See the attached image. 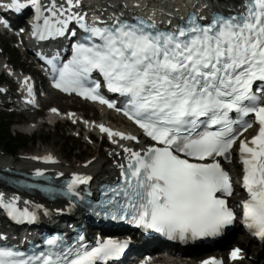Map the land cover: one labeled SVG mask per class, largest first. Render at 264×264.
<instances>
[{
    "label": "snow or ice",
    "instance_id": "snow-or-ice-1",
    "mask_svg": "<svg viewBox=\"0 0 264 264\" xmlns=\"http://www.w3.org/2000/svg\"><path fill=\"white\" fill-rule=\"evenodd\" d=\"M142 6L135 0V7ZM29 7L34 10L29 21L32 37L66 41L51 55L37 53L49 66L51 86L114 109L145 137L141 140L140 134L104 123L97 126L113 144L128 140L142 147L119 144L122 152L117 155H122L123 162L113 160L119 176L99 185L100 198L94 203L90 199L93 176L83 172H72L60 187H29L69 197V210L87 201L95 215L187 242L216 237L235 223L237 213L228 200L234 186L222 163L233 162L235 153L247 193L239 202L241 219L251 235L264 240V0H241L224 8L206 0L180 16L178 23H173L171 12L166 21H158L155 8L149 16L128 14L126 0L93 5L85 0H47L46 4L0 0V8L16 13ZM0 23L9 26L7 20ZM97 73L103 85L93 79ZM28 80L24 78L29 94L25 99L36 106V92ZM102 86L121 97L119 105L101 93ZM50 112L59 114V109L53 107ZM253 122L255 134L250 139L242 137ZM32 159L56 161L52 154ZM46 172L38 167L31 175L51 181ZM20 201L19 195L0 191V207L13 221L35 222L37 209L45 215L52 212L31 201L21 207ZM41 243L43 247L32 244L30 250L0 245V264H101L120 257L130 241L97 237L91 244L80 233L71 238L55 233ZM241 255L238 246L228 253L232 260ZM200 264L223 261L209 256Z\"/></svg>",
    "mask_w": 264,
    "mask_h": 264
},
{
    "label": "bare ground",
    "instance_id": "bare-ground-1",
    "mask_svg": "<svg viewBox=\"0 0 264 264\" xmlns=\"http://www.w3.org/2000/svg\"><path fill=\"white\" fill-rule=\"evenodd\" d=\"M91 1V5L93 4H96V3H103L104 0H89ZM143 2L147 1V6L148 7H145V9L147 10H150V9H160L162 8L159 4H157L155 2V0H142ZM112 2H116V3H119V0H112ZM128 6H133V4L135 3V0H126ZM134 2V3H133ZM166 5H171L172 8H174L175 10H184L185 8V3L183 0H169V2L166 4ZM135 6V4H134ZM110 10V9H109ZM117 10H120L119 8ZM54 95L56 97H60L62 95H60L59 93L57 92H54ZM85 104V103H84ZM101 113L104 115V116H108L109 119H112L113 122L116 123V125L118 126H123V122H121L120 118L119 117H116V115H112L111 112H106L104 111L102 108H101ZM123 127H127V126H123ZM21 130L25 129L26 130H29V126H23V127H19ZM46 137V136H45ZM45 137H42L44 138L45 140ZM114 151H111V153H113ZM26 155H29V154H26ZM102 159V158H100ZM99 157L98 158H95L94 160H91L92 162L88 165H85V163L83 164H78V165H74L73 163H66V160L64 158H61V162L59 165L57 166H54L52 167V171L54 173H57V172H62L64 174H66L67 172H69L71 170V168H78L84 172H87V173H90V174H93L96 178H102L104 177L105 175H112L113 172H114V169H115V166L113 165V163H107V162H102L100 161ZM103 160V159H102ZM7 165V166H13L14 167V164H18V166H20L21 168H27L28 165H29V161L27 158H22L20 162H18L17 158H6V157H3L0 155V166L1 165ZM238 165L236 164V162L234 161L233 164H231V169L232 171L236 172V169H237ZM3 190H11L9 188H6L5 186H3ZM39 199V201H35V199L31 198L30 201L31 202H34V204H43L45 207L49 204L48 202H46V200H41L40 198H37ZM26 201V200H23V202ZM51 205V209L52 211H54L55 209L59 208V207H65L66 204H61V203H56V204H50ZM33 205L30 204L29 207H32ZM43 212V210H41ZM244 239V238H243ZM233 244H237L239 245L241 248H244L246 249L247 251V254H251L253 255L254 259L256 260L255 262H252L248 259H244L242 258L240 261H238L237 263L235 264H257V263H260L261 262V258H260V254L258 256H256V253L259 252V249L257 247H250V244H249V241L248 239H244V240H239L237 237L233 238H229L228 240H226L221 246V248L223 247H227V246H231ZM250 248H251V251H250ZM226 252H228V250L226 249ZM212 253V252H210ZM209 253H198V254H194L192 257V261L191 262H188L186 264H193L195 263V260H201L202 258L208 256ZM167 259H170V260H173L172 257H169ZM263 259H264V256H263ZM174 261V260H173ZM227 264H234V263H227Z\"/></svg>",
    "mask_w": 264,
    "mask_h": 264
},
{
    "label": "rangeland",
    "instance_id": "rangeland-1",
    "mask_svg": "<svg viewBox=\"0 0 264 264\" xmlns=\"http://www.w3.org/2000/svg\"><path fill=\"white\" fill-rule=\"evenodd\" d=\"M2 46H3V44L0 42V47H2ZM70 103L71 102H70V100L68 98L54 97V98L51 99L49 104H57L60 107H63L64 109H66L68 106H70ZM72 107L78 108L77 105H74ZM29 114L31 115V113H29ZM13 117H14L13 121L18 119L19 121L24 122V120L20 119L18 116H13ZM32 119H34V118H32ZM26 120H28V119H26ZM9 121H11V120H10V117H8V115L0 114V122L6 123V122H9ZM20 127H23V126H20ZM15 129H16V126L13 124L11 126V129H10L13 135L15 133H17L15 131ZM70 131H71V128H69L66 124H62V123L59 124V126L56 127L55 129L50 127V126H48V125H46V124H44L42 126L39 125L37 127V130L35 131L34 136L38 135L41 138L38 140L39 142H35V143L32 142V138H34V136L33 137H29L28 135H25V134L21 135V134L18 133L20 135V138L28 139L29 141L26 144V147L22 148L17 155L22 154L24 152H31V151H34V150H37V149L41 150V149H43V147L44 148L50 147V148L54 149L58 154H60L63 157H65L68 160L69 163L70 162L71 163L74 162L75 164H77L78 161H79L76 158V155H78L79 152L82 153L80 155V157H81L80 159L81 160H86L88 157L91 158L92 156H97L98 155V154H96L97 152H99L98 150H96L94 147H91V146L87 145L80 138L74 137L72 142L75 145H77V146H81V148H79V150L73 152L72 156H70V158L68 159L66 157V155H67V153H69L70 144H68V142H67V140H65V138H66V136L68 134H70ZM46 135H48V138H46V141H48V142L47 143L46 142H44V143L41 142V140L44 139L42 137H45ZM40 147H41V149H40ZM0 153H3L2 149L0 150ZM14 156H16V155H14ZM99 157L102 158L103 161L107 160V156L105 157V156H100L99 155Z\"/></svg>",
    "mask_w": 264,
    "mask_h": 264
},
{
    "label": "trees",
    "instance_id": "trees-1",
    "mask_svg": "<svg viewBox=\"0 0 264 264\" xmlns=\"http://www.w3.org/2000/svg\"><path fill=\"white\" fill-rule=\"evenodd\" d=\"M0 144L6 146L10 150H16L19 147L15 139L10 137L9 133L3 129H0Z\"/></svg>",
    "mask_w": 264,
    "mask_h": 264
}]
</instances>
